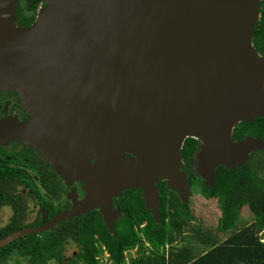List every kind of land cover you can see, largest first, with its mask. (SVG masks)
I'll use <instances>...</instances> for the list:
<instances>
[{
  "label": "water",
  "instance_id": "1",
  "mask_svg": "<svg viewBox=\"0 0 264 264\" xmlns=\"http://www.w3.org/2000/svg\"><path fill=\"white\" fill-rule=\"evenodd\" d=\"M20 0H0V91L34 112L23 140L86 198L57 222L100 209L113 233V200L140 189L156 222L157 183L187 205L181 150L200 140L195 171L245 166L264 141H234L242 122L264 117V57L253 46L263 0H41L34 23L18 22ZM18 139V136L16 135Z\"/></svg>",
  "mask_w": 264,
  "mask_h": 264
},
{
  "label": "trees",
  "instance_id": "2",
  "mask_svg": "<svg viewBox=\"0 0 264 264\" xmlns=\"http://www.w3.org/2000/svg\"><path fill=\"white\" fill-rule=\"evenodd\" d=\"M40 5L41 0H20L17 15L21 26L34 23ZM26 11L31 15L22 14ZM252 43L264 57V8ZM248 136L264 141V117L237 125L233 140L241 141ZM200 146V140H185L181 150L183 170L188 175L192 196L197 192L208 201H217L221 216L216 230L226 235L224 241L201 237L203 244L192 248L191 240L184 236L192 222H197L191 204H183L178 192L169 189L166 181H160L157 185L163 215L160 222H156L152 212L146 208L142 191L131 189L125 191L118 201L123 216L113 233L99 213H92L82 221L73 222L75 225L71 228L38 236L32 250L31 246H24V250L28 249L25 255L32 257L28 264H104L105 253L109 255V264H173L176 258L181 264H188L193 260H207L214 251H226L245 257L247 262L264 264V151L252 153L245 166L235 169L219 167L215 186L208 187L194 168ZM257 158L260 163L255 165L253 162ZM245 208L253 214V222L239 226L238 220ZM192 230L193 237L200 238V231L195 227ZM69 239L76 243L79 251L76 256L66 259L62 254ZM235 239H241L242 243L239 245ZM204 245L213 249L201 255ZM132 251H135V256L131 255Z\"/></svg>",
  "mask_w": 264,
  "mask_h": 264
},
{
  "label": "flooded vegetation",
  "instance_id": "3",
  "mask_svg": "<svg viewBox=\"0 0 264 264\" xmlns=\"http://www.w3.org/2000/svg\"><path fill=\"white\" fill-rule=\"evenodd\" d=\"M22 14L31 15L28 11ZM33 119L34 112L25 108L23 97L15 91H0V264H28L32 257L25 255L28 249L23 247L29 245L32 250L38 236L71 228L75 225L73 222L82 221L92 213L101 215L100 209L89 211L59 221L49 231L20 235L1 245L21 231L44 228L60 215L71 212L76 202H83L86 198L82 183H67L44 159L41 151L23 140L27 135L26 126ZM123 196L124 192L114 198L115 209L120 210L118 201ZM101 218L103 220L102 215ZM69 246H75L72 253ZM78 251L76 243L69 239L62 255L68 259L76 256Z\"/></svg>",
  "mask_w": 264,
  "mask_h": 264
},
{
  "label": "rangeland",
  "instance_id": "4",
  "mask_svg": "<svg viewBox=\"0 0 264 264\" xmlns=\"http://www.w3.org/2000/svg\"><path fill=\"white\" fill-rule=\"evenodd\" d=\"M264 2V1H263ZM264 8V4L262 5ZM259 158L256 159L255 162H253L255 165H257L258 163H260ZM189 203L191 204V209L197 219L196 223L192 222V225L189 228L185 230V234L184 236L187 237L186 240H191L189 242L190 245L192 244H196L198 243V246L203 244L200 239L201 237H214L215 239L219 238V240H222L226 237V235L220 234L217 232V226H218V221L219 218L221 216V210L219 209L218 203L216 200L214 201H208L206 200L204 197H202V195L194 194ZM253 222V214L250 212V210L248 208H245L242 212V216H240L239 220H238V225H243V224H251ZM200 224V225H198ZM192 227H195V229L197 231H200L199 233V237L195 236L193 237V230ZM203 227V229H202ZM203 231L206 234H202ZM193 237V238H192ZM200 243V244H199ZM75 246H69L68 249L70 251V253L73 252ZM208 247V250L211 249V246L208 245H204V247L202 249H206ZM132 256H135V251L131 252ZM197 255V253H196ZM103 261L104 264H109L108 258L109 255L107 253H105L103 255Z\"/></svg>",
  "mask_w": 264,
  "mask_h": 264
},
{
  "label": "crops",
  "instance_id": "5",
  "mask_svg": "<svg viewBox=\"0 0 264 264\" xmlns=\"http://www.w3.org/2000/svg\"><path fill=\"white\" fill-rule=\"evenodd\" d=\"M224 240H225V238L222 239L221 241H224ZM235 240L239 245L242 243L241 239H235ZM262 242H264V231H263ZM191 246H192V248L195 249V246H198V243L192 244ZM211 249H213V248L211 247ZM210 250H208V248L202 249L201 251H203V253L201 255L208 253ZM238 253H240V252H238ZM173 264H181V263L176 258V261ZM188 264H255V263L247 262L245 257L243 259L241 256H238V255L236 256V255L230 254L226 251L225 252L214 251L213 254L212 253L209 254V257L207 260H205V261L204 260H193L192 262H189Z\"/></svg>",
  "mask_w": 264,
  "mask_h": 264
}]
</instances>
